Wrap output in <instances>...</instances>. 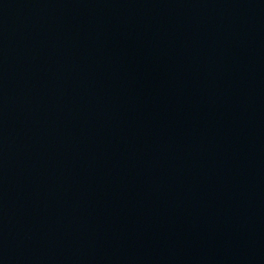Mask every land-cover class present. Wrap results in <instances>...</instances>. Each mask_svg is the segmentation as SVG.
<instances>
[{
  "label": "water",
  "instance_id": "water-1",
  "mask_svg": "<svg viewBox=\"0 0 264 264\" xmlns=\"http://www.w3.org/2000/svg\"><path fill=\"white\" fill-rule=\"evenodd\" d=\"M0 264H264V0H0Z\"/></svg>",
  "mask_w": 264,
  "mask_h": 264
}]
</instances>
